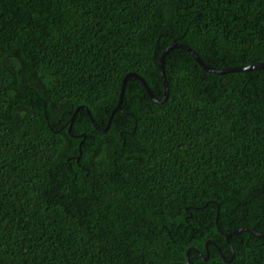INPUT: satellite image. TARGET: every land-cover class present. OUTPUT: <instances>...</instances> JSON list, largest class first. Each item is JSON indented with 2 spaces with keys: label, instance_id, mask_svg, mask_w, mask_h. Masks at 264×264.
<instances>
[{
  "label": "trees",
  "instance_id": "16d2710c",
  "mask_svg": "<svg viewBox=\"0 0 264 264\" xmlns=\"http://www.w3.org/2000/svg\"><path fill=\"white\" fill-rule=\"evenodd\" d=\"M172 42L259 64L264 0H0V264H264V68L172 48L112 114Z\"/></svg>",
  "mask_w": 264,
  "mask_h": 264
},
{
  "label": "water",
  "instance_id": "95a60500",
  "mask_svg": "<svg viewBox=\"0 0 264 264\" xmlns=\"http://www.w3.org/2000/svg\"><path fill=\"white\" fill-rule=\"evenodd\" d=\"M172 48H181V49H184L185 51H187L191 56L192 58L194 59V61L205 71L207 72H210V73H213V74H224V73H230V72H238V71H248V70H251V69H256V68H264V61L259 63V64H256V65H252V66H247V67H239V68H230V69H215L213 67H210L208 66L207 64H205L199 57L198 55L193 51L191 50L188 46H186L185 44H182V43H176V42H172L168 47H166L163 52L161 53L160 57H159V62L157 64V68H158V72L160 74V77H161V82H162V86H163V94H162V97L161 98H155L153 96V94L149 91L146 83L144 82V80L137 74L135 73H127L124 78L122 79V84H121V88H120V93H119V97H118V101H117V104L115 106V108L113 109L112 111V114L119 109V106H120V103H121V100H122V96H123V91H124V85H125V82L126 80L129 78V77H133L135 78L136 80H138L140 82V84H142L143 88L145 89L146 93L148 94V96L156 103H162L165 101V99L167 98V93H168V88H167V82H166V79H165V76H164V72H163V66H162V63H163V58L165 56V54ZM84 110L86 112V114L88 115V117L91 118V115H90V112L88 111V109L85 107V106H78L75 108V111L74 113L72 114L71 118H70V122H72L74 116H75V113L79 110ZM112 116V115H111ZM111 116L108 120V123L106 125V127L104 129H99L95 124H93V127L95 128V130H97L98 132L100 133H104L108 128H109V125H110V121H111ZM68 133L70 134V128H68ZM241 231H248L250 232L251 234L257 236V237H260V238H264V235H261V234H258L256 233L253 229L251 228H241V229H238L236 231H234L233 234H237L238 232H241ZM226 238H228V235L227 234H224ZM192 250L194 251L196 254H198L201 258H203L204 260H206L208 258V253L206 252V256L203 257L202 254L195 248H189L187 251H186V257H185V264H188V252ZM233 258V252H232V249H231V257L229 260H226L227 263L231 262Z\"/></svg>",
  "mask_w": 264,
  "mask_h": 264
}]
</instances>
